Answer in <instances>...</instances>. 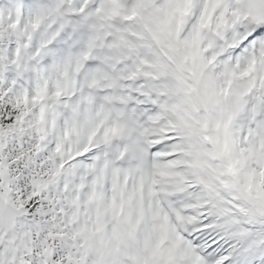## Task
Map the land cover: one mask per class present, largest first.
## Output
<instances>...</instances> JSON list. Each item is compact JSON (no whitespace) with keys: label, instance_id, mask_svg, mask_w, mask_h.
Segmentation results:
<instances>
[{"label":"snow or ice","instance_id":"6c2138e0","mask_svg":"<svg viewBox=\"0 0 264 264\" xmlns=\"http://www.w3.org/2000/svg\"><path fill=\"white\" fill-rule=\"evenodd\" d=\"M0 264H264V0H0Z\"/></svg>","mask_w":264,"mask_h":264}]
</instances>
